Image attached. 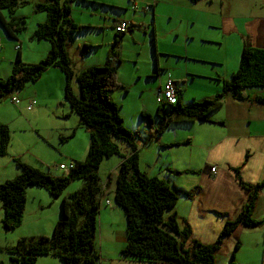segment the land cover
<instances>
[{"label":"trees","instance_id":"obj_1","mask_svg":"<svg viewBox=\"0 0 264 264\" xmlns=\"http://www.w3.org/2000/svg\"><path fill=\"white\" fill-rule=\"evenodd\" d=\"M75 1L83 0H46L45 4L35 5V10L45 13L46 18L37 25L30 39L46 41L49 50L36 64H24L17 46L11 74L6 80L0 78V99L24 88L26 84L36 83L48 68L59 69L65 78L64 102L78 116L89 136L87 155L84 161L74 162L67 175L57 178L15 161L20 173L0 184L1 229L8 233L20 226L26 187L41 188L51 198H60V220L54 225L50 237H23L12 246L0 248V252L8 255L9 264H35L41 256L57 257L62 264H99L95 244L98 212L109 181L104 184L98 170L104 161L116 156L119 163L112 198L114 205L123 212L126 234L120 256L152 264H216L215 253L222 240L239 225L248 228L261 225L251 220V215L264 180L251 186L238 179L239 185L249 193L248 201L236 220L225 223L214 244L205 245L191 239L189 227L181 226L177 214L173 212L179 193L162 179L149 177L140 170L137 133L124 127L119 108L108 96L116 89L127 92L116 81L115 64H119V59L115 49L124 34L132 32L133 25L129 23L130 28L125 33H115L103 65L87 67L75 73L67 52L70 34L90 28L76 25L70 19V4ZM19 4L20 0H0V27L14 41L26 29L24 17L12 16ZM152 37L154 34L151 31ZM92 48L83 44L79 51L84 54ZM73 79L77 84V93L71 87ZM255 87H264V49L244 42L238 68L227 80H222L221 91L215 97L182 105L181 92L178 91L175 104H158L154 116L142 111L139 117L146 120L148 129L145 134L150 141H155L168 126L208 122V115L222 105L226 95L241 101L245 99L244 91ZM255 101L263 103L262 98ZM155 118L157 124H154ZM117 141L127 146V153L121 154ZM9 143V129L0 123V157L6 154ZM75 180L82 181L80 189L63 195V191ZM166 210L171 213L164 220L162 216ZM239 245V242L235 243L234 251ZM231 257L234 259V254ZM0 264L4 263L0 260Z\"/></svg>","mask_w":264,"mask_h":264},{"label":"crops","instance_id":"obj_2","mask_svg":"<svg viewBox=\"0 0 264 264\" xmlns=\"http://www.w3.org/2000/svg\"><path fill=\"white\" fill-rule=\"evenodd\" d=\"M22 1L25 2V6L29 9L28 13L35 17H33L34 25L32 27V32L26 39V44L21 39L22 35L20 34L18 36L17 42L21 45H18L19 53L21 60L25 64H36L46 56L49 50V44L46 41L30 39L37 25L43 23L46 18L45 13L35 10V5L45 4L46 0ZM127 1L130 9H132L135 14L150 15V32L152 31L154 34L152 39L156 38L157 43L158 37L168 36L175 30L179 22L182 20L186 21V19L181 17L178 13L180 9L186 10L190 5L196 9L200 5H204V9L213 15L211 19L215 18L213 0H197L193 3L190 0H145L146 2L143 1V3L138 0ZM134 3L136 9H133ZM219 4L220 8H224L226 4L232 3L230 0H219ZM73 5L74 3L70 4V19L72 22L79 26H88L92 28L89 22L76 19V17L73 16ZM143 6H148L149 10L144 12ZM161 8H165V13L158 12ZM17 11L18 10L15 9L12 16L22 17ZM118 11L121 12L122 10L118 9ZM125 11L126 10L122 12ZM235 14L236 17H231L230 12L227 13L225 17L224 12H222V20L218 21V23L214 22L215 24H213L221 29L224 34L221 33L217 39V42L220 43L215 47L214 55L207 59L206 62L200 61L201 64L209 66L210 71L207 68V72L201 73L199 76L192 75L187 71L188 73H186L185 79H180L181 82H177V79H170L175 83L178 91L181 92L182 105H189L194 101L197 102L203 99H211L221 91L222 80H227L238 68L239 61L237 54L240 49H242L244 42H248L256 48L264 49V5L259 6V8L253 7V9L248 10V12L243 15H239V12ZM165 17H169V19ZM162 18L170 23L166 29L164 27H157V21ZM121 20V22L131 23L133 25L132 28L138 27L134 25L133 21L123 18H121ZM115 24L116 23L112 24L109 28V30L113 32V35H115L113 30ZM209 24H211L210 21ZM98 27L102 26L99 25ZM105 31L103 27L102 33ZM135 33L136 32L132 29L130 36H133ZM6 37L7 36H5V39ZM170 38L171 42L162 51L157 44L156 51H158V58L161 57L159 52H162V54H166L167 56H176L178 59H180L181 56L184 59H188L187 48L178 45L177 42H175L177 38L172 36ZM188 38L187 35L183 44L190 43L191 39ZM2 39L4 38L2 37L1 40ZM7 39L8 40H4L6 43V50H12V43L8 42L12 39L8 37ZM205 42L206 41L202 43ZM16 47L17 45H15L13 49L15 52ZM2 58L6 66L12 69V63L15 57H12L10 54L4 57L3 54ZM155 65L154 77L158 76L159 78L158 72L161 71L162 66L159 62L157 65V60H155ZM85 68L87 67H83L81 70ZM56 69L57 68L54 67L48 68L35 84L39 81L42 83L39 85H43L45 89L43 96L47 103H49L50 98L55 99L53 104L61 108V113L57 114V119L61 121V124L57 126L53 134L54 136H52L51 139L57 138L58 143L63 146V148L61 147L62 150H58L59 158L60 161H64L66 164L56 165L55 168H57L56 170H61L58 167L62 165L65 169L68 168V170H70L74 167V162H82L85 160L89 146L87 137L89 136L86 130H84L85 134L77 133L79 129H84L80 124V120L75 122V127L64 124L67 120L72 118V112L69 106H65V104L60 101V90L62 91V87L65 83L62 79V74H59L57 71L59 69ZM200 80L204 81L203 84H196V81ZM160 87H162L161 84L158 88ZM190 88L200 91V98L194 97L192 101L185 103L183 101L184 89L188 90ZM35 96L38 97L37 95ZM244 96V100L237 101L232 99L229 95H226L223 98L222 105L208 115V122H194L191 124L168 126L158 135L156 144H152L155 149L158 147L162 152H166L167 157L174 150L183 152L179 155V159L177 160L181 167L175 166L174 161H167V169H165L169 174L165 172L166 174L164 175L162 171L155 173V168L149 173L147 171L145 173L149 177L152 176L162 179L179 193L178 201L173 212L177 214L181 226L189 227L191 239L197 240L205 245L214 244L225 223L236 220L247 203L249 193L239 185L238 179L244 184L251 186L264 180V87L246 89L244 91ZM257 98H262L263 103L255 101ZM31 101L35 100H30L25 107H20L19 109L24 118V120L20 119V121H24L29 127L33 126V117L36 112L40 110L39 107H37L27 111L26 107ZM195 125L199 127L197 143L199 145L200 155H198V157L190 156L188 153L184 152L185 149L193 147L191 138L177 139L175 135V141H167L164 139L168 131H175L177 128L182 127L193 128ZM32 130L38 131L36 127ZM77 137H79L81 145L79 147L76 146V150L71 149V152H63L71 140H75ZM63 138L66 140H62ZM12 158V161H18L15 156H12ZM157 158L162 157L158 155ZM198 158H201L202 165L192 163V161H196ZM161 160L162 159H160V161ZM155 163L157 164V161H155ZM161 164L162 163L157 165L161 166ZM211 167H216L215 174L211 173ZM171 171L179 172V174H173ZM19 173L20 171L16 173L15 177ZM48 174L52 177H57L51 172ZM108 181L109 186L106 187L105 192H108L107 196L111 193V199L106 196V198H102L101 203L105 199L109 202V206L102 208L103 206L101 207L100 203L98 212V230L96 232L95 244L100 258L99 264H152L132 261L120 256V251L126 243V234L125 228H123L121 233L112 223V220L120 219V217L116 212L118 207L114 205L112 198L115 183H112V180H106L105 183ZM32 188L36 187H26L25 189L26 201L28 200V196H31L33 200L37 198V206L39 209H43L42 204L47 200L50 206L54 204L50 196V198H46V201H43L45 199H43L42 194L40 192H34V190H31ZM68 194H70V192H65L64 195ZM251 220L260 222V227L248 228L239 225L229 237L222 240L221 245L215 253L216 264V257L223 258L224 264H230L233 260L231 258L233 254L234 260L238 261V264H264V187L259 190L254 200ZM44 226L45 224L41 227L43 228ZM37 234L44 236L46 233L45 231H38ZM236 242H239L240 245L238 249L233 252Z\"/></svg>","mask_w":264,"mask_h":264},{"label":"rangeland","instance_id":"obj_3","mask_svg":"<svg viewBox=\"0 0 264 264\" xmlns=\"http://www.w3.org/2000/svg\"><path fill=\"white\" fill-rule=\"evenodd\" d=\"M138 1L141 3H143V1L146 2L145 0ZM213 2V12L215 13L214 19H211L213 18V15L204 9V5H200L196 9L190 5L186 10H178V13L181 17L186 19V21L182 20L179 22L175 30H173L168 36L158 37V43L156 38H151L149 24L150 15L135 14L132 9H130L127 0H83L73 2V16L76 17V19L87 21L92 25V28H83L77 33L70 34L67 52L71 60V68L75 73L83 67L101 66L105 63L107 52L112 46L114 39L113 32L109 30L112 24L121 22V18H123L133 21L134 25L138 26L137 28H133V31L136 32L133 36H130L131 32L125 33L120 40L118 47L115 49L118 54L117 58L119 59V64H115L117 69L116 81L119 85H122L127 92L125 93L121 89H116L108 94V96L119 108L124 127L131 132L135 131L137 133L138 152L140 151L139 168L142 172L147 171L149 173L155 168V173L162 171V174L164 175L166 173L169 174L166 171L167 161H174L175 166H180L177 160L179 159V155L183 153L174 150L167 157L166 152H162L158 147L155 149L152 144H156V140L150 141L148 135L145 134L148 129L146 120L139 117V113L142 111L154 116L156 107L158 106L156 102V91L160 84L163 86V84L170 79H177V82H181L180 79H185V75L188 72L192 75L199 76L201 73L207 72V68L210 71V67L201 64L200 61L206 62L207 59L214 55L215 47L220 43L217 42V39L223 32L213 24L222 20L223 17L221 13L224 12L226 17V14L231 12V17H236L235 13L237 12H239V15H243L248 12V10L253 9V7L259 8V6L264 5V0H230L232 4H226L224 8H220L219 0H213ZM15 9L18 10L17 13L24 17L26 21V29L21 34V39L26 44V39L32 32V27L34 25L33 17L35 16H31L28 13L29 9L25 6V3L22 0H20V4ZM118 9L126 11L120 12ZM164 10L165 8H161L158 12L165 13ZM165 18L169 19V17ZM209 21L211 24H209ZM169 24L170 23L164 18L157 21L158 28L164 27L166 29ZM94 25H101L102 27ZM103 27L106 31L102 33ZM187 35L189 37L188 39H191V41L190 43L183 44ZM5 36L4 31L0 27V78L4 80H6L11 74V68L6 66L5 61H3V54L4 57H6L7 54L15 57L16 52L13 49L15 45H19L17 41V43L12 40L8 41L12 43L13 51L11 49L6 50V43L4 40L8 39L7 37L5 39ZM171 36L177 38L175 42H177L178 45L187 48L188 59H184L182 56L178 59L176 56H167L166 54H162V52H159L161 57L158 58V51H156L157 44L161 51L164 50L171 42ZM2 37L4 39L1 40ZM204 41L206 42L202 43ZM83 44H87L93 48L88 49L87 52L83 54L79 51V48ZM240 53L241 49L237 54L238 61L240 59ZM154 54L156 55L157 65L159 62L162 66L161 71L158 72L159 78L158 76L154 77ZM57 71L59 74H62L59 70ZM61 76L65 83L64 75L62 74ZM203 82L204 81L201 80L196 81V84H203ZM39 84L42 83L39 81L37 84H26L24 88L14 91L11 95H5L0 99V123L8 127L10 134V143L6 154L3 157H0V184L13 179L16 173L20 171L16 162L14 160L12 161V156H15L16 159L22 163L30 166L33 165L32 167L37 168L44 173L51 172L57 177H64L69 171L68 168L64 171L56 170V165H65L66 163L60 161L59 158L58 150H62L63 146L58 143L57 138H54L53 140L51 139V137L54 136L55 129L61 124V121L57 119V114L61 113V108L56 104H53L55 99L50 98L51 102L49 101V103L45 101L43 96L45 89L43 85ZM71 87L72 90L77 93L78 90L75 79L72 80ZM184 90L183 101L185 103L192 101V98L194 97H197L198 99L200 98V91L197 89L190 88ZM60 92V101L65 104V106H69L67 103L63 102L64 86ZM12 97L19 100V106L11 101ZM30 100H35L36 106L34 108L39 107L40 109L33 117V126L31 127L26 125L24 121H20V119L24 120V118L22 117V112L19 110L20 107H25ZM71 117L72 118L67 120L64 124L70 127H75V122L79 121V118L74 112H72ZM157 122L158 121L155 118L154 124H157ZM35 127L38 131L32 130L35 129ZM84 130L85 129H79L77 133L85 134ZM198 130V125H195L193 128H177L175 131H168L164 139L167 141H175V135L177 139L191 138L193 141V147L185 149L184 152L188 153L190 156L198 157V155H200V149L197 143L199 136ZM87 139L89 142V137H87ZM117 144L120 148L121 154L128 152V148L123 142L117 141ZM80 145L81 142H79V137H77V139L71 140L63 152H71V149L76 150V146L79 147ZM158 155H161L162 158H157ZM160 159L162 160L160 161ZM155 161H157L158 165L162 163L161 166H158ZM118 163L119 158L115 156L101 164L98 174L103 183L108 179L112 180V183H115ZM192 163L202 165V160L201 158H198L196 161H192ZM81 186L82 181L75 180L70 183L65 191H63V195L65 192L73 193L80 189ZM31 190H34V192H40L43 199H45L43 201H46V198H50L43 189L32 188ZM107 193V191L104 192L103 198H106ZM107 197L111 199V193ZM56 199L54 200L51 198V201L54 202L52 206L48 204L47 200L42 204L43 209H39L37 206V198L33 200L31 196H28L20 226L7 233L1 229L0 225V248L12 246L23 237L29 238L41 236L37 234L38 231H45L46 234L44 236L50 237L54 225L60 220L61 200L60 198ZM106 206L109 205L106 204V200L104 199L101 203V207L105 208ZM116 212L120 219L112 220V223L122 233L123 228H125V218L120 208H117ZM169 213V210L164 211L162 216L164 220L168 217ZM2 218L3 211L0 203V222ZM43 224H45V226L42 228L41 226ZM7 258L8 255L6 253L0 252V260L4 264H9ZM223 261V258L216 257L217 264H224ZM231 263L238 264V261L233 259ZM35 264H62V262L57 257L41 256L38 257Z\"/></svg>","mask_w":264,"mask_h":264},{"label":"built area","instance_id":"obj_4","mask_svg":"<svg viewBox=\"0 0 264 264\" xmlns=\"http://www.w3.org/2000/svg\"><path fill=\"white\" fill-rule=\"evenodd\" d=\"M133 9H136L135 3L133 4ZM149 10L148 6H145L143 8V11L146 12ZM130 28V24L127 22H118L115 25V33H125L127 30ZM177 92L178 88L176 87L175 83L172 82L171 80H167L164 85L160 88L157 89L156 91V102L157 104H175L176 103V98H177ZM11 101L15 105H19L20 102L16 98L12 97ZM36 106L35 101H31L30 104L26 107L27 111L32 110ZM61 170H64V166H59ZM216 172V167H211V173L215 174ZM106 204L109 205V202L106 201ZM263 232H264V225H263Z\"/></svg>","mask_w":264,"mask_h":264}]
</instances>
